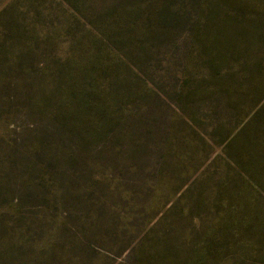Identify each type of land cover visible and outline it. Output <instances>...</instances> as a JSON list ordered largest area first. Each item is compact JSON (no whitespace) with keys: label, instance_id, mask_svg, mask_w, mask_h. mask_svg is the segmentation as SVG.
Wrapping results in <instances>:
<instances>
[{"label":"rangeland","instance_id":"1","mask_svg":"<svg viewBox=\"0 0 264 264\" xmlns=\"http://www.w3.org/2000/svg\"><path fill=\"white\" fill-rule=\"evenodd\" d=\"M0 264H264V0H0Z\"/></svg>","mask_w":264,"mask_h":264}]
</instances>
